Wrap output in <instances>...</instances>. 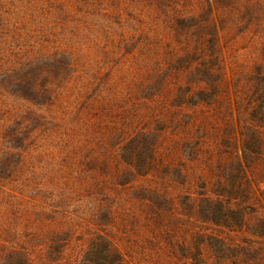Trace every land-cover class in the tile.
I'll return each instance as SVG.
<instances>
[{
  "label": "trees",
  "instance_id": "trees-1",
  "mask_svg": "<svg viewBox=\"0 0 264 264\" xmlns=\"http://www.w3.org/2000/svg\"><path fill=\"white\" fill-rule=\"evenodd\" d=\"M133 1L139 11L116 13L121 24L120 48L127 49L129 38L137 36L138 49L146 48L147 54L138 56L137 52L138 70L128 78L108 68L98 38L84 45L77 40L83 30L88 31L85 25L71 23V34L64 29L79 7L89 6L99 14L106 11L105 5L99 7L93 0H0V264L35 263L30 257L32 248L8 236L24 228L34 233L31 226H42L43 211L49 212L45 206L42 209L41 198L45 192L55 197L58 175L55 169L53 174L39 167L36 159L43 155L41 143L52 141L50 136L61 130L47 121L64 118L72 105H82L86 91L77 94L75 86L97 87L98 100L95 95L87 97L92 104L84 108L100 107L108 117L105 106L124 102L130 105L129 113L132 105L155 110L154 103L159 108L171 103L173 112L188 105L214 106L218 113H228L225 128L238 143V156L232 169L221 165L223 176L214 196L204 194L197 201L195 213L213 226L198 235L199 258L206 245L224 264H264V215H249V203L238 195L245 183V196L253 197V178L264 177V60L258 58L229 72L223 49L228 26L250 23L246 28H259L264 36V0ZM130 17L140 18V25L124 27ZM160 31L167 35L165 42L147 40ZM159 44L165 54L155 51ZM89 52L92 55L84 54ZM63 103L68 104L65 109ZM55 107L60 111H51ZM150 132L143 129L123 144L130 166L143 169L154 163L150 157L147 163V154L143 155V150L150 149ZM141 159L147 164L142 165ZM117 169L113 179L128 182L124 178L132 169L122 170L120 164ZM102 185L99 180L89 188L102 190ZM55 242L53 235L50 245Z\"/></svg>",
  "mask_w": 264,
  "mask_h": 264
},
{
  "label": "rangeland",
  "instance_id": "rangeland-1",
  "mask_svg": "<svg viewBox=\"0 0 264 264\" xmlns=\"http://www.w3.org/2000/svg\"><path fill=\"white\" fill-rule=\"evenodd\" d=\"M93 1L99 7L105 5L106 11L99 9L97 14L89 6L79 7L64 29L71 34V23L85 25L89 32L83 30L77 40L84 45L98 38L99 52L106 55L108 68L131 78L138 70V56L141 52L147 54V50L138 49L137 36L129 38L127 49L120 48L121 24L116 13L132 15L139 7L133 0ZM145 19L150 23L148 17ZM249 24L228 26V32L223 33L229 72L258 58L264 60V36L259 34V28H246ZM128 25H140V18L130 17L124 27ZM97 30L101 31L99 35ZM166 36L160 31L146 38L162 43ZM155 51L166 52L160 44ZM74 90L77 94L86 91L82 105H72L65 119L47 121L48 125L55 122L61 130L50 136L52 141L41 143L43 155L36 159L39 167L52 173L55 169L58 175L55 197L45 192L41 198L42 209L45 206L49 212L43 211L42 226H31L34 233L24 228L9 239L31 247L34 264H224L206 245L199 258L198 235L211 231L213 226L202 222L195 210L201 196L215 192L223 176L221 165L224 170L232 169L233 159L238 156V143L225 128L229 120L224 116L228 113H218L214 106L188 105L173 112L171 103L160 108L154 103L155 110L147 105H132L129 113L130 105L124 102L105 106L108 117L100 107L84 108L92 104L87 97L95 95L98 100L97 87L83 90L75 86ZM62 105L65 109L68 104ZM54 110L60 111L58 107L51 109ZM209 115L213 117L204 118ZM143 129L151 131L150 149H142L143 155L147 154L146 161L149 157L155 161L148 166L151 160L145 164L141 159V164L146 165L142 169L128 164L130 154L123 152V144ZM118 164L122 170L133 171L126 173L124 179L128 182L124 184L112 177L118 172ZM99 180L102 190L89 188ZM253 180L256 194L248 199L243 183L238 195L249 203V215H264V177L257 175ZM53 235L56 242L50 245Z\"/></svg>",
  "mask_w": 264,
  "mask_h": 264
}]
</instances>
